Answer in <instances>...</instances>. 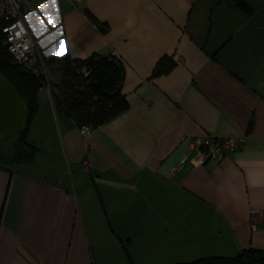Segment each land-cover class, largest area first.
Segmentation results:
<instances>
[{
	"label": "crops",
	"instance_id": "obj_1",
	"mask_svg": "<svg viewBox=\"0 0 264 264\" xmlns=\"http://www.w3.org/2000/svg\"><path fill=\"white\" fill-rule=\"evenodd\" d=\"M245 1L251 14L234 0L25 7L46 64L119 60L128 108L84 136L56 108L49 84L62 73L46 67L28 131L37 153L0 168V264H96L116 242L173 262L264 249V0ZM165 55L183 62L152 78ZM198 135L244 142L170 174Z\"/></svg>",
	"mask_w": 264,
	"mask_h": 264
},
{
	"label": "trees",
	"instance_id": "obj_2",
	"mask_svg": "<svg viewBox=\"0 0 264 264\" xmlns=\"http://www.w3.org/2000/svg\"><path fill=\"white\" fill-rule=\"evenodd\" d=\"M234 1L238 10L246 15L251 14L252 9L245 0ZM88 15L101 27V23L91 13L88 12ZM175 65L172 57L162 56L156 62L151 77L167 74ZM52 66H57V70L62 73L58 82L49 84L56 108L78 127H98L127 110L128 102L122 92L124 67L119 60L93 54L86 59L52 58L46 67L49 69ZM0 74L14 88L26 107L23 126L14 142H0V168L10 171L18 163L32 162L37 153V147L27 140V135L38 111V93L45 76L36 77L16 64L3 44L1 34ZM174 264H264V249L248 247L232 257H204Z\"/></svg>",
	"mask_w": 264,
	"mask_h": 264
},
{
	"label": "built area",
	"instance_id": "obj_3",
	"mask_svg": "<svg viewBox=\"0 0 264 264\" xmlns=\"http://www.w3.org/2000/svg\"><path fill=\"white\" fill-rule=\"evenodd\" d=\"M33 0H0V34L3 44L14 62L23 70L36 77H46V63L24 21V9ZM75 3L76 0H69ZM173 62L180 65L183 59L173 55ZM89 126H81V133L87 136ZM244 142L243 136L212 137L198 135L189 141V152L171 167L170 174L185 169L189 164L196 166L207 159L221 160L230 153L236 152ZM82 167L88 171L90 164L84 160ZM253 214V213H252Z\"/></svg>",
	"mask_w": 264,
	"mask_h": 264
},
{
	"label": "water",
	"instance_id": "obj_4",
	"mask_svg": "<svg viewBox=\"0 0 264 264\" xmlns=\"http://www.w3.org/2000/svg\"><path fill=\"white\" fill-rule=\"evenodd\" d=\"M26 107L10 83L0 74V142L12 144L22 128Z\"/></svg>",
	"mask_w": 264,
	"mask_h": 264
},
{
	"label": "rangeland",
	"instance_id": "obj_5",
	"mask_svg": "<svg viewBox=\"0 0 264 264\" xmlns=\"http://www.w3.org/2000/svg\"><path fill=\"white\" fill-rule=\"evenodd\" d=\"M48 74V73H47ZM27 140H30V137L27 135ZM40 144V143H39ZM111 251L103 255L102 257H98L96 264H174L171 260H159L154 256H149V254L145 253L142 248L139 246L129 245L126 243L125 245L119 242L102 245ZM168 262V263H167ZM181 262V261H178ZM190 262V261H187Z\"/></svg>",
	"mask_w": 264,
	"mask_h": 264
},
{
	"label": "snow or ice",
	"instance_id": "obj_6",
	"mask_svg": "<svg viewBox=\"0 0 264 264\" xmlns=\"http://www.w3.org/2000/svg\"><path fill=\"white\" fill-rule=\"evenodd\" d=\"M53 2H55V0H53ZM41 7H43V5H41Z\"/></svg>",
	"mask_w": 264,
	"mask_h": 264
}]
</instances>
